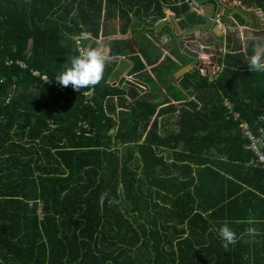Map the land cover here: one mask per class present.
<instances>
[{
    "label": "trees",
    "instance_id": "trees-1",
    "mask_svg": "<svg viewBox=\"0 0 264 264\" xmlns=\"http://www.w3.org/2000/svg\"><path fill=\"white\" fill-rule=\"evenodd\" d=\"M166 1L144 9L135 0L133 14L152 5L156 13L138 27L151 32ZM118 7L123 14L121 0H0V264H264V169L247 164L251 153L223 105L228 98L254 123L264 111V72L251 71L242 53H220L212 81L198 69L178 81L201 108L180 105L176 131L161 134L155 118L140 142L151 117L174 106L156 112L163 103L149 93L116 122L101 108L107 95L122 93L105 83L109 66L94 106L79 99L87 87L55 81L79 55L74 37L86 30L97 38L102 11L112 16ZM171 9L182 28L201 22L184 2ZM176 68L169 60L159 81ZM27 89L43 100L17 96ZM180 93L171 96L181 100ZM80 119L96 133L77 135ZM225 223L237 236L227 248L219 236Z\"/></svg>",
    "mask_w": 264,
    "mask_h": 264
},
{
    "label": "crops",
    "instance_id": "crops-1",
    "mask_svg": "<svg viewBox=\"0 0 264 264\" xmlns=\"http://www.w3.org/2000/svg\"><path fill=\"white\" fill-rule=\"evenodd\" d=\"M134 1L135 0H121L123 14L121 11H119V7L116 9L115 15L112 16H109L106 13L103 15L104 11H102L100 30L97 38L92 37L91 40L83 41L84 43L89 42L90 48L97 49L102 54H104L105 64L111 68L105 83L110 86L117 87L122 91L121 94L107 95L103 99L101 102V108L103 112L118 122V115L120 112H130V105L133 103V101L149 93L156 97V101L158 103H163L157 107L156 112H159L161 109H167L169 106H174L176 109L177 105H184L186 102L191 100L198 104V108H201V101L198 100V95L196 92L189 94L187 91H182L178 86L179 79L184 76L185 73L179 77H175V73L181 67L187 65L190 62V58L181 54L176 47V43L173 40H169L166 35L163 34L164 31L167 30L166 26H164L165 28L163 27L158 34H155L153 30H151V32H146L147 29L142 30L144 24H149L154 19V16L156 15L155 6L152 5L148 11L145 12V6L150 2V0H143L142 3L144 5V9L141 7L140 14H133V10H135L137 6ZM221 1L228 5L227 11L229 15L223 16L225 18V21L223 22L227 25V27L223 25L218 26L219 30H225L224 49L220 50L219 52H214L213 48L197 49L200 50V60L197 63L198 65L192 69V71L194 69H198L197 67L202 62L204 65H206V67L211 68L212 65H210L208 58L212 56V58H214V66H216L217 70L211 74L200 71V74L203 76H209V81H212V79L215 78L216 73L220 70V67L217 64V58L220 56V53L224 54L226 51H228L230 54L242 53L245 57L246 63L248 64L250 57L257 51L264 52V11L260 7V4H264V0ZM182 2L189 6L190 11L196 10L199 13L201 12V10L196 7L198 5L194 0L192 5L190 4V0H167L166 3H162L164 4L162 11L165 13V16L161 19H158L153 25H155L160 20L167 18L168 16H172L173 19L179 24V20L182 18V16L176 17L174 11L171 9V6H177ZM126 12H128V14H126ZM141 23H143V25L138 27V25ZM76 38H79V36H75L74 40ZM204 38L206 39V37ZM112 41L119 42L116 47V53L111 52ZM189 46L195 47L194 45ZM120 49H122V52H119ZM169 60L178 64V68L169 72L163 77L162 81H159V77L163 76L166 72L165 68L167 67ZM141 63L143 65L142 68L139 66ZM31 70L33 69H30V72ZM127 77H131L136 83L145 85L147 87V92L141 94L138 87L134 85V90L137 95L134 96L130 93H127L126 87L129 85L126 81ZM151 81L153 84L150 83ZM166 85L174 88L173 93L181 91L180 97L182 96V99L175 100L174 97L166 94V91L164 90ZM16 88L17 87H14L13 89L15 92ZM57 90H59V88ZM84 92L85 90L81 93L79 99L83 102V104L94 106V94L91 98H89V100L93 102V105H91L86 102L87 100L84 96ZM61 94L65 97L68 96L71 98V94L68 95L66 91L64 94L61 92ZM17 96H20L22 99L25 98V100L30 98L43 100L44 98V94L38 92L35 89L23 90L21 93L17 92ZM225 99L229 100L228 98L224 97L223 105ZM165 112H175V110ZM154 115V118L152 119L153 116L151 117L148 127L143 132L140 142L144 140L152 122L155 118H157V113ZM82 121L86 120H78L76 125V134L85 137L94 135L96 133V129L91 124V128L89 130H86V128H79L78 124ZM116 130L117 125L112 130H110L109 134L114 135ZM159 132L162 134L161 130H159ZM118 148L122 149L123 147L118 146ZM211 211L212 210L207 212L200 211V213L202 214L203 218L207 219V215ZM40 213L41 212L39 211V214ZM215 222L216 221L209 222L212 224L213 228L217 224ZM197 223V234H199L202 231L204 224L200 219Z\"/></svg>",
    "mask_w": 264,
    "mask_h": 264
},
{
    "label": "water",
    "instance_id": "water-1",
    "mask_svg": "<svg viewBox=\"0 0 264 264\" xmlns=\"http://www.w3.org/2000/svg\"><path fill=\"white\" fill-rule=\"evenodd\" d=\"M194 1L201 10L199 15L201 18L200 23L188 28H182L172 16H168L157 22L152 29L155 34H158L166 26L167 30L163 34L169 40H173L176 43V47L181 54L190 58V62L175 73V77L192 71L197 65L200 60V50L197 49L213 48L214 52L224 49L225 30H219L218 26L224 24L221 21V19H225L223 16H229L227 11L228 5L221 0ZM203 34L206 39L203 37ZM189 45H194L195 47H190ZM126 90L127 93L134 96L137 95L132 84L128 85Z\"/></svg>",
    "mask_w": 264,
    "mask_h": 264
},
{
    "label": "clouds",
    "instance_id": "clouds-1",
    "mask_svg": "<svg viewBox=\"0 0 264 264\" xmlns=\"http://www.w3.org/2000/svg\"><path fill=\"white\" fill-rule=\"evenodd\" d=\"M82 41L92 39L89 31H82L79 34ZM251 71L264 72V52L257 51L248 61ZM105 67V57L94 48H88L81 51L79 55L73 56L66 69L57 76L56 80L63 86H71L79 91L81 88L95 86L103 77ZM248 232L255 235L256 230L249 228ZM219 236L224 242V247L236 242L237 236L234 230L227 224H223L219 229Z\"/></svg>",
    "mask_w": 264,
    "mask_h": 264
},
{
    "label": "built area",
    "instance_id": "built-area-1",
    "mask_svg": "<svg viewBox=\"0 0 264 264\" xmlns=\"http://www.w3.org/2000/svg\"><path fill=\"white\" fill-rule=\"evenodd\" d=\"M190 4L192 5L193 3L190 2ZM75 41L79 53L90 48L89 42L84 43L82 40H80V38H76ZM102 55L104 56V54ZM6 63L11 64L12 60H8ZM16 63L22 68H28L27 64L22 61H16ZM31 72L33 75L39 76L43 81L48 82V77L41 75L39 71L31 70ZM126 81L129 85L132 84L133 86H137L141 94L147 92V87L145 85L136 83L131 77H127ZM96 86L97 84L95 86H88V89H86L84 92V96L87 100L86 102L91 105H93V102L89 100V98H91L95 93ZM58 88L63 94L65 93L64 88ZM8 101L9 97L6 99V102ZM224 106L227 109L226 118L238 123L239 130L245 139L244 148L251 153L247 164L260 166L264 169V111L257 117L254 123H250L241 117L240 113L233 108V104L229 100H224ZM78 126L79 128H86V130L91 128L87 121L80 122Z\"/></svg>",
    "mask_w": 264,
    "mask_h": 264
},
{
    "label": "rangeland",
    "instance_id": "rangeland-1",
    "mask_svg": "<svg viewBox=\"0 0 264 264\" xmlns=\"http://www.w3.org/2000/svg\"><path fill=\"white\" fill-rule=\"evenodd\" d=\"M190 1L193 2V0H190ZM196 7L198 9H200L199 6H196ZM192 12H195L198 16L200 15V13L198 11H196V10H192ZM221 21H225V19H221ZM220 25H223V26L227 27V25L225 23L224 24H220ZM162 37H164V36H162ZM213 59L214 58H212V56L210 58H208V61H209L210 65H212L211 68L210 67H206V65H204L203 62H202L197 67L199 69V71L206 72L207 74H211L212 72L216 71L217 68H216V66H214L215 64L213 62ZM208 61H205V62H208ZM150 83L153 84L152 81ZM164 90L166 91V94H168V95H172V93L174 92V88L171 87V86H167V85L165 86ZM156 103H158V102L156 101ZM179 110H180V106L177 105L176 109H175V112L166 113V114L161 115V116L157 115V119L159 121L158 128H159V130L162 131V133H163V128L164 127L166 129H171V130H177L179 128V126L177 124V121L179 120V113H178ZM154 116L155 115H153L152 119L154 118ZM118 146H121V145H116L114 147L118 148Z\"/></svg>",
    "mask_w": 264,
    "mask_h": 264
}]
</instances>
